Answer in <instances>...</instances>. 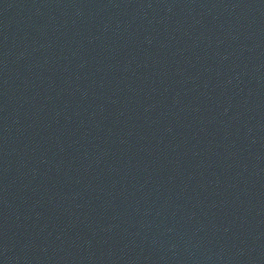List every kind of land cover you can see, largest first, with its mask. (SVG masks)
<instances>
[{
    "label": "water",
    "instance_id": "1",
    "mask_svg": "<svg viewBox=\"0 0 264 264\" xmlns=\"http://www.w3.org/2000/svg\"><path fill=\"white\" fill-rule=\"evenodd\" d=\"M237 50L264 91V0H211Z\"/></svg>",
    "mask_w": 264,
    "mask_h": 264
}]
</instances>
